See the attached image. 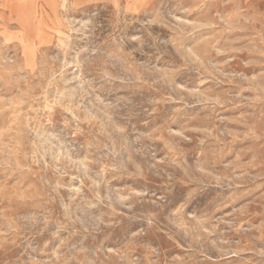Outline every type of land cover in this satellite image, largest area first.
I'll return each instance as SVG.
<instances>
[{"label":"rangeland","instance_id":"rangeland-1","mask_svg":"<svg viewBox=\"0 0 264 264\" xmlns=\"http://www.w3.org/2000/svg\"><path fill=\"white\" fill-rule=\"evenodd\" d=\"M0 264H264V0H0Z\"/></svg>","mask_w":264,"mask_h":264},{"label":"bare ground","instance_id":"bare-ground-1","mask_svg":"<svg viewBox=\"0 0 264 264\" xmlns=\"http://www.w3.org/2000/svg\"><path fill=\"white\" fill-rule=\"evenodd\" d=\"M67 5H68V4H67ZM64 19H65V18H64ZM70 23H71V22H70ZM72 23H73V22H72ZM54 57H55V56H54ZM74 57H75V56H74ZM65 60H66V59H65ZM76 61H77V60H76ZM62 63H63V62H62ZM62 63H61V64H62ZM70 63H71V62H70ZM74 64H75V63H74ZM81 64H82V63H81ZM66 66H67V65H66ZM70 66H71V65H70ZM71 67H72V66H71ZM64 68H65V67H64ZM57 70H58V69H57ZM57 70H56V71H57ZM58 71H59V70H58ZM76 72H77V71H76ZM78 73H79V72H78ZM79 74H80V73H79ZM53 77H54V76H53ZM70 90H71V89H70ZM72 90H73V89H72ZM72 90H71V91H72ZM73 92H74V91H73ZM69 96H70V95H69ZM72 102H74V101H72ZM76 104H77V103H76ZM85 112H86V111H85ZM86 113H87V112H86ZM97 114H98V113H97ZM47 137H48V136H47ZM124 143H125V142H124ZM57 253H58V252H57Z\"/></svg>","mask_w":264,"mask_h":264}]
</instances>
